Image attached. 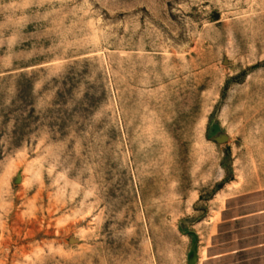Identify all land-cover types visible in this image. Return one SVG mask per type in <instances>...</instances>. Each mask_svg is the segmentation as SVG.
Segmentation results:
<instances>
[{
	"label": "rangeland",
	"instance_id": "rangeland-1",
	"mask_svg": "<svg viewBox=\"0 0 264 264\" xmlns=\"http://www.w3.org/2000/svg\"><path fill=\"white\" fill-rule=\"evenodd\" d=\"M226 207L264 209V0H0V264H201Z\"/></svg>",
	"mask_w": 264,
	"mask_h": 264
},
{
	"label": "crops",
	"instance_id": "crops-1",
	"mask_svg": "<svg viewBox=\"0 0 264 264\" xmlns=\"http://www.w3.org/2000/svg\"><path fill=\"white\" fill-rule=\"evenodd\" d=\"M220 210L218 234L210 236V245L204 246L201 264H264V209L244 215H228L227 207ZM241 221L250 222L248 233L234 228ZM223 223L234 225L228 234L221 231Z\"/></svg>",
	"mask_w": 264,
	"mask_h": 264
},
{
	"label": "water",
	"instance_id": "water-1",
	"mask_svg": "<svg viewBox=\"0 0 264 264\" xmlns=\"http://www.w3.org/2000/svg\"><path fill=\"white\" fill-rule=\"evenodd\" d=\"M20 178L17 180V182H20ZM198 242L196 241L192 248L191 253L192 255L189 258L188 264H197L198 263V250H197Z\"/></svg>",
	"mask_w": 264,
	"mask_h": 264
}]
</instances>
